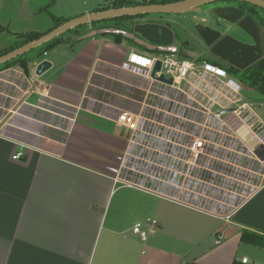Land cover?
Segmentation results:
<instances>
[{"label":"crops","instance_id":"1","mask_svg":"<svg viewBox=\"0 0 264 264\" xmlns=\"http://www.w3.org/2000/svg\"><path fill=\"white\" fill-rule=\"evenodd\" d=\"M129 30L152 45L181 44L188 57L221 67L244 71L264 59V27L229 5L147 16ZM124 43L110 34L79 42L70 51L68 71L60 67L54 73L55 86L83 94L99 65L119 67L135 51L130 47L122 63L111 62L110 46ZM44 60L49 59L39 64ZM10 72L21 74L14 67ZM66 73L69 81L61 79ZM20 85L18 102L29 93L23 80ZM263 105L258 107L264 110ZM114 109V115L106 106L77 111L60 139L32 129L38 137L26 140L13 132V124L0 126V264H264V247L241 242L243 231L264 236V188L229 222L205 220L201 217L209 215L161 199L152 204L150 217H134L135 204L116 193L127 142L119 144L122 154H115L113 135L93 118L118 128ZM18 151L22 161L13 159ZM137 223L143 224L140 233L134 232Z\"/></svg>","mask_w":264,"mask_h":264},{"label":"built area","instance_id":"2","mask_svg":"<svg viewBox=\"0 0 264 264\" xmlns=\"http://www.w3.org/2000/svg\"><path fill=\"white\" fill-rule=\"evenodd\" d=\"M117 68L148 83L135 111L118 108L115 122L130 134L118 183L231 221L264 188V118L260 103L245 96L252 89L220 65L177 53L135 50ZM10 69L0 71V101L9 104L22 90V75ZM23 158L21 151L13 157Z\"/></svg>","mask_w":264,"mask_h":264},{"label":"rangeland","instance_id":"3","mask_svg":"<svg viewBox=\"0 0 264 264\" xmlns=\"http://www.w3.org/2000/svg\"><path fill=\"white\" fill-rule=\"evenodd\" d=\"M110 1L112 0H0V52L14 44L22 42L30 33H48L49 30L54 27L56 18L64 20L74 19L81 16V12H86L85 10L88 8L94 6L97 8L100 5V7H102ZM214 5L224 4L219 2L207 6L210 7ZM128 25L129 22H125L123 25L106 26L105 28L124 29L128 28ZM181 29V27L178 28V31L182 34ZM94 30L96 29L90 26L80 32H71L64 35L60 38V43L49 50L46 55L28 64V73L18 65L14 67V69L21 72V75L23 73V75L26 76L25 78L21 77L19 82L21 80L24 81L25 88L23 89L29 90V93L26 94L20 102L13 101L9 104L0 101L1 105L5 106L6 104L5 107L9 108L5 113L7 115L2 123L3 125L13 120V125L10 122V125L13 126L12 130L14 129L13 132L20 135V138L22 135L26 140L38 137L35 133L30 131L32 129L37 133L40 131L39 135H52L60 139L64 138L67 134L77 111H79L80 114H86L85 110L100 112L102 106H106L107 112L114 115L117 112L114 108L117 104L123 105V101H127L129 107L130 104L136 105L135 99L137 98L135 95L144 93L148 83L141 78L124 74L117 67L109 66L103 68L104 66L99 65L100 67L98 66L96 69L99 71V74L96 73L93 75L101 78L103 77V81L110 82V86L107 85L109 86L108 90L104 89L107 86L103 87V85L98 83L92 84V78L90 85H88V88L83 94H73L55 86L54 81L56 80L54 79V73L60 67H63V69L65 67L66 71H68V64H70V61H72L71 59L74 58L72 55L74 53H70V51L72 50L75 52L77 48H79L78 46L81 45L79 42H75V38L81 34H89ZM113 39L115 41L114 37ZM123 41L125 42L123 45L119 47L110 46V51L108 52L105 50L108 55L112 54L113 59H111V62L116 64L122 63L130 52V47H135L133 44L129 43L128 40L123 39ZM106 47L107 44H105V48ZM178 47L177 56L181 59H188L189 57L183 55L187 48L185 49L181 44H179ZM135 50L141 51L136 47ZM42 58L49 59L47 61L53 63L54 68L47 71L41 77H37L35 76L37 64H39ZM102 70L104 71L101 72ZM68 75L69 74L66 73L61 79L69 81ZM103 81H101L102 84L104 83ZM17 85L20 86V83H17ZM91 85H94L93 91L96 89L97 94L100 93L101 96L104 94L107 95L109 100L106 98L104 102L99 96L97 97V94L94 97L93 91L89 90ZM90 92H92L93 97L89 95ZM20 96L21 94L18 98H20ZM245 96L255 103L262 102V97L254 91L247 92ZM24 102L27 104H24ZM10 109L12 110L11 113H9ZM256 111L264 118V110L257 107ZM93 118L100 121L104 125L105 130H109L113 135L112 139L115 141L114 144L117 145L112 147V151H114L115 154L121 155L123 149L120 145L126 142L128 143L130 134L120 127L117 128L116 124L112 122L99 120L95 117ZM2 124L0 126H2ZM118 186L117 195L122 194L126 196L128 200L131 201V207L135 204V208L132 209L131 213L136 219H141L143 221V219L151 216L152 204L160 201V199L145 194L144 192H138V190L127 188L124 184H118ZM114 197L116 201L118 196ZM201 218L213 220L217 223L220 222L211 218V216H202Z\"/></svg>","mask_w":264,"mask_h":264},{"label":"trees","instance_id":"4","mask_svg":"<svg viewBox=\"0 0 264 264\" xmlns=\"http://www.w3.org/2000/svg\"><path fill=\"white\" fill-rule=\"evenodd\" d=\"M185 1H188V0H112V1L108 2L107 4H105V6L98 8L96 10V12L108 10V9H119V8H126V7H134V6H139V5H166V4L182 3ZM220 3L237 8L238 10L244 12L246 15L253 18L262 27H264V10L263 9H261L257 6L251 5L249 3H246L244 1H237V0L224 1V2H220ZM147 16H153V15H145V16H137V17H122V18H117V19H112V20L93 22L90 24L81 25V26L67 32L66 34L71 33V32H80L82 30L89 28L90 26H93L96 29L94 31H97V30L105 29L106 26L123 25L125 22H129L128 28L119 29V30L133 34L129 30L130 25H132L135 20H137L139 18L147 17ZM69 20H71V19H65L64 20V19L56 18L55 19V25L52 29L49 30V32L56 29L57 27L61 26L62 24L68 22ZM45 34H47V33H45ZM45 34H38V33L28 34L22 42L14 44L13 46L1 51L0 57L9 53V52L14 51L15 49L22 47L23 45H25L27 43H30L34 40L41 38ZM66 34H64V35H66ZM64 35H61L60 37H58V38L54 39L53 41L41 46L40 48H38L36 50H33V51L23 55V56H19L18 58L14 59V60H12V61L4 64V65H1L0 71L7 70V69L13 68V67L18 65L22 69H24V71L26 73H28L29 72L28 64L31 61L39 59L40 57L44 56L49 50H51L55 46H57L60 43L59 42L60 38H62ZM86 35L87 34L78 35L75 38V42H81V41L85 40ZM112 36L115 38V41L117 43H121L123 41V39H126L123 35L115 34ZM126 40H128L129 43L133 44L136 48L140 49L143 52L160 53L159 51H150L149 49H147L144 46H139L136 43H134V41H132V40H129V39H126ZM32 55H33V57H32ZM183 55H186L188 57V55L185 53H183ZM213 64H216V63H213ZM223 68L226 69L237 80L241 81L247 87L251 88L254 92H256L258 95H260L262 97V102H264V59H262L257 64L253 65L252 67H250L244 71H241V70H238V69H235L232 67H223ZM102 78L99 76H93L92 77V84L98 83V84L103 85V87H106L107 85H109L110 82L108 83V81H103ZM101 81H103L104 83L102 84ZM109 86H107L104 89L108 90ZM93 87H94V85H91L89 90L93 91ZM93 93H94V97H95V95L97 94V90L94 89ZM89 95L91 97H93L92 92H90ZM98 96L100 97V99H102V101L105 102L107 95L104 94L103 96H101V94L98 93L97 97ZM135 97L138 100H140L142 98V94L135 95ZM107 99L109 100V98H107ZM123 102H122L123 105L117 104L116 107L121 109V110H131V111L136 110L135 105L130 104V107H129L127 101H123ZM241 242L244 244L264 247V236L261 234H258V233H254V232L243 231L242 235H241Z\"/></svg>","mask_w":264,"mask_h":264},{"label":"water","instance_id":"5","mask_svg":"<svg viewBox=\"0 0 264 264\" xmlns=\"http://www.w3.org/2000/svg\"><path fill=\"white\" fill-rule=\"evenodd\" d=\"M224 1H231V0H188L182 3H174V4H166V5H139L134 7H126V8H119V9H108L103 11H97L93 13H89L83 16H79L77 18L71 19L68 22L62 24L61 26L57 27L56 29L50 31L49 33L43 35L41 38L34 40L30 43L23 45L22 47L15 49L12 52H9L0 57V66L4 65L19 56H23L33 50L40 48L41 46L53 41L54 39L60 37L61 35L66 34L67 32L81 26L84 24H90L93 22L98 21H106L112 20L122 17H137V16H145V15H170V14H178L182 12L190 11L194 8L204 7L213 3L224 2ZM237 1H244L251 5L257 6L264 10V0H237ZM123 35L126 39L134 41L139 46H144L150 51H159L161 53H173L176 54L178 52L177 46H159V45H152L138 37H135L133 34L121 31L119 29L114 28H106L99 31H93L86 35V38H91L96 35ZM52 68V63L44 60L40 64H38L36 68V76L41 77L47 71ZM161 68V63L158 62L155 69L153 76L157 71ZM166 80L165 78H162ZM169 83H172V80H166Z\"/></svg>","mask_w":264,"mask_h":264},{"label":"flooded vegetation","instance_id":"6","mask_svg":"<svg viewBox=\"0 0 264 264\" xmlns=\"http://www.w3.org/2000/svg\"><path fill=\"white\" fill-rule=\"evenodd\" d=\"M97 31H99V30H97ZM88 35V34H87ZM87 39V38H86Z\"/></svg>","mask_w":264,"mask_h":264}]
</instances>
